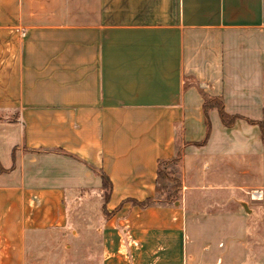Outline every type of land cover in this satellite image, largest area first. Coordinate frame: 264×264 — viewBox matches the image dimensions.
<instances>
[{
    "label": "crops",
    "instance_id": "crops-1",
    "mask_svg": "<svg viewBox=\"0 0 264 264\" xmlns=\"http://www.w3.org/2000/svg\"><path fill=\"white\" fill-rule=\"evenodd\" d=\"M92 193L101 264H264V0H0V264Z\"/></svg>",
    "mask_w": 264,
    "mask_h": 264
},
{
    "label": "rangeland",
    "instance_id": "rangeland-1",
    "mask_svg": "<svg viewBox=\"0 0 264 264\" xmlns=\"http://www.w3.org/2000/svg\"><path fill=\"white\" fill-rule=\"evenodd\" d=\"M167 169L176 178L181 176L179 161L171 162ZM180 195L176 194L171 202L178 201ZM102 204L93 193L68 204L64 227L31 234L25 264H101L100 229L105 222Z\"/></svg>",
    "mask_w": 264,
    "mask_h": 264
},
{
    "label": "trees",
    "instance_id": "trees-1",
    "mask_svg": "<svg viewBox=\"0 0 264 264\" xmlns=\"http://www.w3.org/2000/svg\"><path fill=\"white\" fill-rule=\"evenodd\" d=\"M218 110L220 117L226 126H231L235 117L227 116L226 113L223 111L221 105H218ZM179 161V154L175 157L166 159V160H159L158 161V170H157V179H156V193L161 195L166 202H171L176 194L180 192L181 183L178 178L174 176V174L167 169V165L171 162ZM98 172L102 178V197L104 203L108 200L109 194L111 192V182L109 178L105 175L104 172L99 170H94ZM133 203L139 206H146L151 203L150 199H147L143 202H134ZM103 213L106 216H109L110 213L106 211L105 204L103 205Z\"/></svg>",
    "mask_w": 264,
    "mask_h": 264
},
{
    "label": "built area",
    "instance_id": "built-area-1",
    "mask_svg": "<svg viewBox=\"0 0 264 264\" xmlns=\"http://www.w3.org/2000/svg\"><path fill=\"white\" fill-rule=\"evenodd\" d=\"M249 196L251 199H259L262 196L261 190H258V189L252 190Z\"/></svg>",
    "mask_w": 264,
    "mask_h": 264
}]
</instances>
